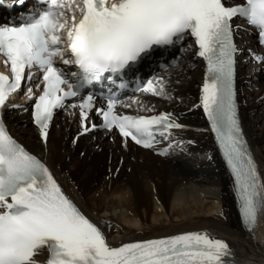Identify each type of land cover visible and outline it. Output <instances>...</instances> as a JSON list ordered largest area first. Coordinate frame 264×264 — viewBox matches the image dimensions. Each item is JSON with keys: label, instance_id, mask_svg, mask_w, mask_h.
I'll use <instances>...</instances> for the list:
<instances>
[{"label": "snow or ice", "instance_id": "snow-or-ice-1", "mask_svg": "<svg viewBox=\"0 0 264 264\" xmlns=\"http://www.w3.org/2000/svg\"><path fill=\"white\" fill-rule=\"evenodd\" d=\"M17 2L23 4V0ZM39 3L40 7L21 15L19 22L0 24V63L10 72L0 71V109L22 90L28 100H34L31 119L45 142L55 109L79 110L78 136L90 131L88 117L94 109L102 116V127L118 130L125 145L131 138L137 145L153 148L157 135L168 139L170 129L184 125L166 112L119 114L120 100L112 91L102 97L104 106L95 108L94 94L85 95L83 90L105 73H122L155 46L174 45L190 36L198 49L195 54L206 62L200 105L230 171L241 222L253 229L258 216L264 215V178L238 115L234 77L239 49L233 18L255 26L264 44V0ZM57 62L75 66L77 71L65 72ZM34 77L42 82L35 84L36 89L42 87L38 95L31 86ZM22 82L28 86L22 89ZM124 86L121 82L120 87ZM137 90L164 95V77L154 76ZM158 151L163 155L167 149ZM232 257L229 243L207 231L110 245L101 228L65 194L48 166L10 134L0 115V264H240Z\"/></svg>", "mask_w": 264, "mask_h": 264}, {"label": "bare ground", "instance_id": "bare-ground-1", "mask_svg": "<svg viewBox=\"0 0 264 264\" xmlns=\"http://www.w3.org/2000/svg\"><path fill=\"white\" fill-rule=\"evenodd\" d=\"M236 24L240 25L236 32L241 53L237 73L240 118L264 178V60L251 61L254 30L243 22ZM181 45L174 68L164 78L165 94L139 93L121 107L122 112L139 115L170 113L184 125L163 138L159 148L177 141L168 156L154 155L130 142L125 145L117 135L112 142L97 131L78 136L79 115L70 108L56 115L47 142L25 108L7 109L4 119L10 134L48 166L65 194L101 228L110 245L207 231L226 240L234 252L232 258L240 264L250 260L259 264L264 259V215L252 230L241 222L231 175L200 105L203 63L190 40ZM10 103L25 104L26 98L16 97Z\"/></svg>", "mask_w": 264, "mask_h": 264}, {"label": "rangeland", "instance_id": "rangeland-1", "mask_svg": "<svg viewBox=\"0 0 264 264\" xmlns=\"http://www.w3.org/2000/svg\"><path fill=\"white\" fill-rule=\"evenodd\" d=\"M241 54H239V56H240ZM251 61H253V62H255V60L252 58L251 59ZM256 63V62H255ZM169 97H171V94H170V96ZM106 139H107V141H111L110 140V137L108 138V137H106ZM100 160H102V161H99V164H100V166H102V163H103V159H100ZM104 170H102L101 172H103ZM100 172V173H101ZM98 178V177H97ZM99 178H101V174H99ZM95 198V197H94ZM94 201H97L96 199H94Z\"/></svg>", "mask_w": 264, "mask_h": 264}]
</instances>
